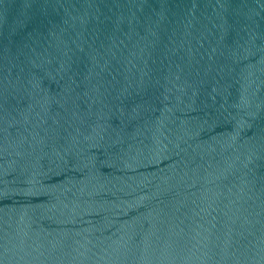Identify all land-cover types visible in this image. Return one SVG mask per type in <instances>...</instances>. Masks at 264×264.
Wrapping results in <instances>:
<instances>
[{
	"label": "water",
	"instance_id": "95a60500",
	"mask_svg": "<svg viewBox=\"0 0 264 264\" xmlns=\"http://www.w3.org/2000/svg\"><path fill=\"white\" fill-rule=\"evenodd\" d=\"M0 264H264V0H0Z\"/></svg>",
	"mask_w": 264,
	"mask_h": 264
}]
</instances>
